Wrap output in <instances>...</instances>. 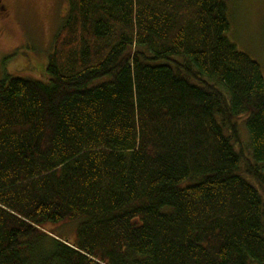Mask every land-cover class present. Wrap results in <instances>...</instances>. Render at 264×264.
Masks as SVG:
<instances>
[{
    "label": "trees",
    "instance_id": "obj_1",
    "mask_svg": "<svg viewBox=\"0 0 264 264\" xmlns=\"http://www.w3.org/2000/svg\"><path fill=\"white\" fill-rule=\"evenodd\" d=\"M67 3L48 82L0 80V264H264V75L226 0Z\"/></svg>",
    "mask_w": 264,
    "mask_h": 264
},
{
    "label": "rangeland",
    "instance_id": "obj_2",
    "mask_svg": "<svg viewBox=\"0 0 264 264\" xmlns=\"http://www.w3.org/2000/svg\"><path fill=\"white\" fill-rule=\"evenodd\" d=\"M226 2L231 25L229 39L261 65L264 75V0ZM67 12V0L0 1V80L13 76L48 82L49 56ZM239 130L244 154L251 159L245 122H241ZM78 225L79 222L49 226L47 230L57 239L74 243Z\"/></svg>",
    "mask_w": 264,
    "mask_h": 264
},
{
    "label": "flooded vegetation",
    "instance_id": "obj_3",
    "mask_svg": "<svg viewBox=\"0 0 264 264\" xmlns=\"http://www.w3.org/2000/svg\"><path fill=\"white\" fill-rule=\"evenodd\" d=\"M1 1V0H0ZM2 8V7H1Z\"/></svg>",
    "mask_w": 264,
    "mask_h": 264
}]
</instances>
